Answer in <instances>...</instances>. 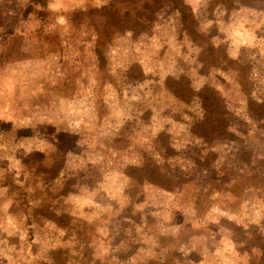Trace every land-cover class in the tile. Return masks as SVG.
Returning a JSON list of instances; mask_svg holds the SVG:
<instances>
[{"label": "rangeland", "instance_id": "1", "mask_svg": "<svg viewBox=\"0 0 264 264\" xmlns=\"http://www.w3.org/2000/svg\"><path fill=\"white\" fill-rule=\"evenodd\" d=\"M0 264H264V0H0Z\"/></svg>", "mask_w": 264, "mask_h": 264}]
</instances>
